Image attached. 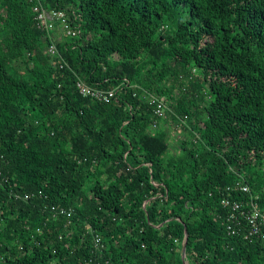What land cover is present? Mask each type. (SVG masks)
I'll return each mask as SVG.
<instances>
[{"label":"trees","instance_id":"1","mask_svg":"<svg viewBox=\"0 0 264 264\" xmlns=\"http://www.w3.org/2000/svg\"><path fill=\"white\" fill-rule=\"evenodd\" d=\"M0 167V264H264L221 202L264 212V0H0Z\"/></svg>","mask_w":264,"mask_h":264},{"label":"built area","instance_id":"2","mask_svg":"<svg viewBox=\"0 0 264 264\" xmlns=\"http://www.w3.org/2000/svg\"><path fill=\"white\" fill-rule=\"evenodd\" d=\"M33 11L36 13V17L41 20L44 26L47 28V31H52L54 25V21L57 20L60 22L59 30L63 33L75 35L78 33V30L72 29L69 27V24L66 20L65 13L63 11L52 10L50 12L45 11L39 4H35L32 7ZM46 52L50 55H54L56 53V47L53 43L49 44L46 47ZM76 87L82 95H89L99 101L108 102L116 93L118 86L113 88H97L91 87L86 83L78 80L76 82ZM155 99V97H154ZM153 101V99H152ZM165 97L161 96L156 99L154 113L157 116L164 117L165 111ZM151 128H156V122L153 121L151 123ZM240 179L235 181L233 188L239 189L244 192L249 191V186L246 184L241 177ZM5 181L6 178L1 174L0 167V184L2 181ZM230 190V188L228 187ZM30 195L28 193H24L23 198L27 199ZM257 195H251L249 200L247 201V205L239 200L232 201L228 197H223L221 202L223 205H229L233 210V213L226 216V221H228L227 229L231 234L237 233L240 229H243V236H258L264 237V212L257 206L256 202ZM51 217L56 218L59 215H63L67 218L72 216L73 210L69 207L67 209L63 207H55L51 206ZM93 242L95 246H101L100 236L95 234L93 236Z\"/></svg>","mask_w":264,"mask_h":264},{"label":"rangeland","instance_id":"3","mask_svg":"<svg viewBox=\"0 0 264 264\" xmlns=\"http://www.w3.org/2000/svg\"><path fill=\"white\" fill-rule=\"evenodd\" d=\"M54 36H55V38H57V39H61L62 38V32L59 30H55L54 31ZM165 111H164V117H162L163 119V121H164V119L165 120H169L170 119V108H169V102L168 101H165ZM178 128H180L179 126H177V129L176 130H171V134H172V137L170 138L171 140V144H172V146H173V151H177L178 149H179V146H178V139H179V136L180 135H187V133H185L184 131H179V129Z\"/></svg>","mask_w":264,"mask_h":264},{"label":"water","instance_id":"4","mask_svg":"<svg viewBox=\"0 0 264 264\" xmlns=\"http://www.w3.org/2000/svg\"><path fill=\"white\" fill-rule=\"evenodd\" d=\"M186 243H187V233L185 231L184 233V238H183V242H182V250H181V258H182V263L183 264H187L186 260H185V248H186Z\"/></svg>","mask_w":264,"mask_h":264},{"label":"bare ground","instance_id":"5","mask_svg":"<svg viewBox=\"0 0 264 264\" xmlns=\"http://www.w3.org/2000/svg\"><path fill=\"white\" fill-rule=\"evenodd\" d=\"M37 4H39V3H37ZM40 5V4H39ZM45 51H46V49H45ZM47 53V52H46ZM48 54V53H47ZM50 55V54H49Z\"/></svg>","mask_w":264,"mask_h":264}]
</instances>
